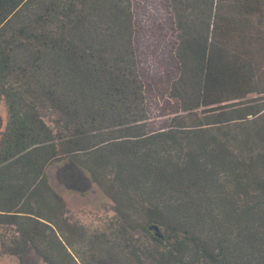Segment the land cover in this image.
I'll return each instance as SVG.
<instances>
[{
	"label": "trees",
	"instance_id": "obj_1",
	"mask_svg": "<svg viewBox=\"0 0 264 264\" xmlns=\"http://www.w3.org/2000/svg\"><path fill=\"white\" fill-rule=\"evenodd\" d=\"M167 3L198 88L148 131L132 0H0V249L18 264H264V0ZM242 121L238 142L223 128ZM62 161L111 202L101 224L52 186Z\"/></svg>",
	"mask_w": 264,
	"mask_h": 264
},
{
	"label": "rangeland",
	"instance_id": "obj_2",
	"mask_svg": "<svg viewBox=\"0 0 264 264\" xmlns=\"http://www.w3.org/2000/svg\"><path fill=\"white\" fill-rule=\"evenodd\" d=\"M132 3L136 50L147 104V130L156 131L168 126L173 118L184 115L182 107L192 105L198 85L193 71L189 69L190 72L184 73L181 63L175 58L176 33L171 25L167 0H132ZM225 117L220 116L218 120ZM205 120L214 121L216 118ZM4 124L5 111L0 104V137ZM252 127V123L243 124V121L229 122L223 130L241 142L243 132H251ZM47 174L52 186L65 200L70 214L85 224H101L104 217L113 214L111 202L75 165L68 161L58 162L47 169ZM0 264L18 263L15 257L0 249Z\"/></svg>",
	"mask_w": 264,
	"mask_h": 264
}]
</instances>
